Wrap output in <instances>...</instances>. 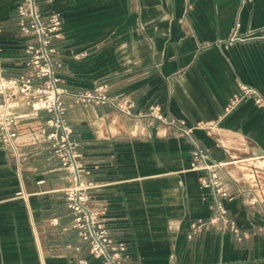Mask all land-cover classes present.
I'll use <instances>...</instances> for the list:
<instances>
[{
    "label": "crops",
    "instance_id": "crops-1",
    "mask_svg": "<svg viewBox=\"0 0 264 264\" xmlns=\"http://www.w3.org/2000/svg\"><path fill=\"white\" fill-rule=\"evenodd\" d=\"M19 3L0 0V65L9 75L32 73ZM40 10L64 17V35L54 40L62 86L105 82L111 94L135 102L136 114L159 106L165 117L184 120L223 163L228 185L243 190L227 202L239 235L207 227L189 238L192 222L213 213L191 169L189 140L149 116L66 97L84 177L96 186L92 204L108 207L113 238L128 245L125 261L264 264V108L252 98L230 105L242 84L264 97V0H51ZM237 19L252 36L221 44ZM13 111L16 147L0 144V264H101L73 225L68 173L40 136L49 114L20 103ZM252 195L260 202L250 203Z\"/></svg>",
    "mask_w": 264,
    "mask_h": 264
},
{
    "label": "built area",
    "instance_id": "built-area-1",
    "mask_svg": "<svg viewBox=\"0 0 264 264\" xmlns=\"http://www.w3.org/2000/svg\"><path fill=\"white\" fill-rule=\"evenodd\" d=\"M43 1L51 0H20L17 8L18 26L27 37L24 47L26 64L31 74L9 75L4 66L0 65V144L5 148L16 147L15 131L19 115L13 111V105L20 103L32 111H46L49 116L39 131L49 141L50 149L61 161V166L68 173L69 185L65 188L66 203L72 213L73 225L78 229L90 254L101 259V264H132L125 260L128 245L116 241L108 226V207H96L92 204V189L96 186L84 177L85 168L80 152V141L74 137V129L67 117L66 97L82 105H108L114 110L134 118L149 116L151 122L160 120L168 126L177 127L192 145L191 169L200 173L199 181L211 199L213 213L208 219H196L191 224L189 238L207 227L220 232L233 231L239 235V227L229 215L227 202L232 200L242 189H232L222 173L223 163L214 160L195 135L194 127L187 126L184 120L169 119L162 114L159 106H152L143 115L133 112L135 102L126 97L110 93L105 82L84 90L72 91L61 85L62 78L58 73L60 62L55 58L59 52L54 40L64 35V17L61 12L51 10L46 16L40 10ZM252 0H241L242 5ZM242 22L237 19L231 29L230 36L221 44L245 41L253 34L252 31L241 32ZM205 46V45H204ZM207 46V45H206ZM252 98L264 108V97L255 88L241 85V93L230 104L239 100ZM198 127H204L198 124ZM249 202L256 204L260 199L256 195L249 197ZM57 224L58 219L53 218ZM264 233V226L260 228ZM84 263L83 260H81Z\"/></svg>",
    "mask_w": 264,
    "mask_h": 264
}]
</instances>
